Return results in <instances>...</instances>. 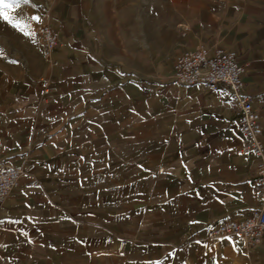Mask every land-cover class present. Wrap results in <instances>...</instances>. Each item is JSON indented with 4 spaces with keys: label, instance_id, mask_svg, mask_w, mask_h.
Returning <instances> with one entry per match:
<instances>
[{
    "label": "crops",
    "instance_id": "crops-1",
    "mask_svg": "<svg viewBox=\"0 0 264 264\" xmlns=\"http://www.w3.org/2000/svg\"><path fill=\"white\" fill-rule=\"evenodd\" d=\"M27 10L32 50L21 63L0 55V169L39 187L21 179L1 205L0 264H264V236L248 252L207 235L258 206L228 89L172 78L180 54L236 53L264 145V0H29ZM41 23L58 37L57 65L29 30Z\"/></svg>",
    "mask_w": 264,
    "mask_h": 264
},
{
    "label": "built area",
    "instance_id": "built-area-1",
    "mask_svg": "<svg viewBox=\"0 0 264 264\" xmlns=\"http://www.w3.org/2000/svg\"><path fill=\"white\" fill-rule=\"evenodd\" d=\"M29 30L37 36L43 55L51 65L52 53L59 46L57 35L51 28L41 23ZM245 71L243 65L237 62L236 53L214 48L209 55L207 49L199 47L194 51L177 56L173 63L172 78L180 85H202L208 90H215L218 85H224L229 92V98L238 111V125L242 138V145L238 150L240 155H250L255 160V187L254 194L258 202L247 217L242 220H225L208 229L209 239H221L227 236L236 238L242 243L245 250L250 252L256 248L264 236V145L260 141L261 125L259 115L254 110L244 91L242 75ZM46 93L48 82L43 81ZM21 179L26 180L32 188L39 187L38 181L28 172L13 167L0 169V207L8 197L11 190L18 187ZM112 238H109V242ZM132 243L120 240L118 248L122 250Z\"/></svg>",
    "mask_w": 264,
    "mask_h": 264
},
{
    "label": "rangeland",
    "instance_id": "rangeland-1",
    "mask_svg": "<svg viewBox=\"0 0 264 264\" xmlns=\"http://www.w3.org/2000/svg\"><path fill=\"white\" fill-rule=\"evenodd\" d=\"M38 1V0H34ZM29 5V0L27 3H21L11 9H6L9 17L12 19L13 23H19L23 27V31L12 24L0 19V50H2L3 56L8 54L10 57L14 58V61L21 63V53L22 49L32 50V45L30 39L26 38L25 34L29 31L27 21V6ZM28 34V33H27ZM5 58V57H3Z\"/></svg>",
    "mask_w": 264,
    "mask_h": 264
},
{
    "label": "snow or ice",
    "instance_id": "snow-or-ice-1",
    "mask_svg": "<svg viewBox=\"0 0 264 264\" xmlns=\"http://www.w3.org/2000/svg\"><path fill=\"white\" fill-rule=\"evenodd\" d=\"M28 0H0V19L12 24L13 27L18 28L19 30L23 31V27L17 22L13 23L12 19L9 17L6 9H11L15 6H18L21 3H27ZM33 20L39 21V17H32ZM27 34V33H26ZM0 55H2V50H0Z\"/></svg>",
    "mask_w": 264,
    "mask_h": 264
}]
</instances>
